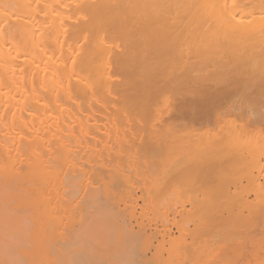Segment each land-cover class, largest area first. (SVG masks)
<instances>
[{"label":"bare ground","instance_id":"bare-ground-1","mask_svg":"<svg viewBox=\"0 0 264 264\" xmlns=\"http://www.w3.org/2000/svg\"><path fill=\"white\" fill-rule=\"evenodd\" d=\"M7 28L11 30L8 35L4 32ZM118 47L122 49L118 50ZM258 56L264 59V0H0V160H5L0 161V180L3 177H19L23 185L29 186L28 191L33 199L30 201L35 210L31 220L37 228L47 231L49 228L53 233L60 231L61 235L66 230L71 231L75 221L71 216L62 217V212L76 206L67 203L65 196L61 195L64 191V170L59 167L62 165V168L73 171L81 166L82 162L79 166L76 163L74 146L77 144L74 143L81 142V138L85 148L88 144L91 147L100 144L104 148L108 142H112L111 136L115 138L110 133L113 132L112 125V129L117 126L113 122L109 128L106 123L107 127H104L105 124L100 126L104 127V132H100L101 128L97 127L95 121L92 124L87 122L93 117L89 112L83 114L86 124L83 120L78 122L82 117L77 118L78 113L72 109L76 104L79 108L75 109L81 110L85 107L91 109L97 103L96 110L99 108L101 113L105 111L106 115L103 114L106 118H110L111 114L120 119L126 118L127 108L134 109V112L140 108L144 114L148 113L145 114L149 115L147 118H151L150 114H157L158 117L166 114L175 119H185L193 125L242 112L258 114V118L259 115L264 116V68L256 69L253 64L254 70L250 65L252 60H256L257 65ZM233 62L236 64L233 66L235 70L230 67ZM261 64L264 61H260L258 67L261 68ZM114 75L116 78L122 75V79L118 82ZM117 94L118 97L113 96ZM105 96L110 98L106 99ZM240 96H247L249 102L244 111L233 105L227 106L233 98ZM71 101L75 104L73 107ZM143 111H140L141 115L137 112L130 115V111H127V118L139 114L136 120L141 122ZM106 112L110 115L107 116ZM75 122L76 125H73ZM87 123L97 133L94 130L90 133L92 127L88 130ZM87 138H90V143ZM223 139H214L211 144L206 141L208 145L204 147L195 146L193 156L189 154L195 164L184 162L186 166L194 164L195 172H187L183 167L186 172L194 176L196 172L205 175L226 169L224 173L232 176L229 170L235 169L233 166L243 151H239V155L238 151L235 152L236 158L231 155L235 159L231 161L236 162L229 165L232 167L230 169L228 165L223 169L219 161H208L209 157L211 160L219 152L223 155V150L220 151L224 146ZM112 143L116 144L117 152L126 145L117 138ZM99 146L87 150L93 153ZM110 147L112 149L110 145L108 149L111 151ZM188 148L191 149V146ZM54 153L58 156L57 163ZM242 154L240 160L244 158ZM224 156L232 158L230 154ZM52 159L54 162L50 163ZM252 166L249 168L243 164L246 173L243 172L252 176ZM193 176L188 177L193 180ZM124 178L123 181L127 182L126 176ZM89 184L87 179L84 188ZM59 185L63 191L59 190ZM215 188L213 190L221 193L219 187V190ZM150 193L147 190L138 196L130 194L128 201L144 199ZM212 193L210 201L216 198L215 195L212 197ZM28 206L30 208L31 204L28 203ZM149 210L139 213L141 222L149 217ZM157 213H152L151 217L166 218V223L169 221L167 213ZM227 213L221 219L219 213V216L214 213L213 222L217 221V225L230 224L231 212ZM208 216L211 219L212 215ZM218 218L223 221H220L221 224ZM159 235L163 237L165 233L159 232ZM41 240L42 243L38 241L42 247L38 264L59 263L57 261L60 259L56 261L46 255L50 249V244H46L47 236ZM76 258L73 264L81 262L80 258Z\"/></svg>","mask_w":264,"mask_h":264},{"label":"rangeland","instance_id":"rangeland-1","mask_svg":"<svg viewBox=\"0 0 264 264\" xmlns=\"http://www.w3.org/2000/svg\"><path fill=\"white\" fill-rule=\"evenodd\" d=\"M4 32L8 35L11 30L7 28ZM119 49L120 47H118ZM257 58V65L255 63L256 60H252L253 62L251 61V64L249 62L248 65L250 64L252 67L255 64L256 69H263L264 64L259 65L261 68L258 67L260 61H264L263 56H258ZM235 65V63H230L231 70ZM120 79H122V75L117 76L115 80L119 82ZM113 96L118 97V94ZM241 97L233 98L227 106L232 107L233 105L244 111L249 102L247 101V96L242 97L243 100ZM105 98L108 99L110 97L105 96ZM239 99L242 101H239ZM70 105L73 107L75 104L72 103ZM78 106L76 104L73 108L71 107L75 110H73L74 113H78L77 118L82 117V119H78V122L83 120V123H85L86 119H84L85 116L83 114H87V112H89L90 117L93 114V117L95 116L97 119L91 117L87 122L89 121L92 124L95 121L97 127H102L104 124V127H107L106 123H108L107 125L110 128L115 122L117 126L112 129V125L111 130L113 132L111 131L110 133L117 138V141L126 145L125 147L123 146L121 151L117 152L116 144L112 143L115 138L112 139L111 135L110 140L112 142H108V145L104 147L105 149L99 144V151L97 149L93 153L90 149L94 146L91 147L88 144L87 148L90 147V151L87 150L83 146V139L80 138L79 141L81 142L74 143V145L77 144V147L74 146L76 149L75 158L77 157L76 163L79 166L82 162L81 166L73 171L62 168V165L59 167L62 171L64 170L62 175L64 178L62 180L64 181L62 182L64 191L62 186L59 185V190L63 191L61 195L65 196L67 203L71 202L76 206L75 209H72L73 206L70 209L63 210V212L61 210L63 213L62 217L65 215L71 216L72 221H75L72 227L74 229L71 231L66 230L62 235L59 233L60 231L53 233L49 228L48 231L47 229L37 228L36 224H33L35 222L31 220L35 210H33L32 206L33 199L28 191L29 186L27 184L23 185L19 177L13 179L3 177L0 180V264H38L41 260L40 252L42 251L38 241L40 240V243L41 239L46 236L48 242H46L47 240L45 242L48 245L50 244L49 254H47V251L46 255L48 258L50 257L49 259H60L56 261L61 264H73L76 257V260L81 259L79 264H264L263 115H259L258 119V114L251 115L242 112L230 115V117L213 120V122L211 120L200 125H193L187 120L185 121V119H175L166 114H162L159 117L157 114H150L151 118H147L149 115L145 114L148 113L144 114V111L140 110V108H137L138 111L135 109V112L140 114V111H143L144 116L139 117L141 122L136 120L139 114L131 116L132 118L130 116L127 118V111H130L128 112L130 115L135 114L134 109L131 108H127L125 112L127 119L122 117L124 118L122 120V118L120 119L112 114L110 118H106L105 111L101 113L98 111L100 110L99 108L96 110L98 107L97 103L93 104L92 110L89 107H85L86 105L83 106L86 109L80 106L84 109L80 108L83 110L82 112L79 109H75L79 108ZM89 110L93 111V113ZM109 113H107V116L110 115ZM112 116L115 117L116 121L113 120ZM143 120H146L145 123ZM76 122L73 125H76ZM87 124L86 126H89V123ZM147 124L153 128L150 126L149 128L146 127L148 126ZM104 127L100 129V132L104 130ZM92 128L89 130L90 133L94 130ZM144 129L152 135L149 132L147 134ZM152 129L157 132H153ZM106 130L109 129L107 128ZM94 131L97 133L96 129ZM221 138H225V140L223 139V149L220 147V151L223 150V155L219 152L218 156L215 154L214 158L212 157L210 160L209 157V160L208 158L207 160L215 163L219 161L223 165V169L227 165L230 169L232 164L236 162L231 161L234 159L233 156L236 155L235 152L238 151L237 155H239V151H243L244 158L240 160L242 154L240 153V158H238L239 156L237 157L239 160L236 159L240 162L234 164V170L230 169L233 173L229 170L232 176L234 173L236 174H234L233 178L229 174V178L224 173L226 169L224 171H220L222 170L220 169L219 172L218 170L217 172L211 171L212 175L210 172L209 174L204 173L205 175L196 172L207 179L199 177L196 173L193 176L195 162L190 158V155L193 156L194 147H204L208 145L207 143L211 144L214 139L218 140ZM87 139H89L90 143V138ZM227 140L229 141V148L227 147ZM147 143L148 145L146 146ZM109 145L112 146V149L110 147L111 151L108 149ZM189 145L191 149L188 148ZM242 145L244 147H241ZM98 146L96 145L95 147ZM22 154L25 156L24 151H22ZM54 155L56 161L58 156L56 157L55 153ZM101 158L104 160H101ZM52 160H50V163L54 162ZM222 160L223 162L221 163ZM226 160L230 161V163H226ZM0 161L5 162L4 159L2 161V158ZM187 161H191L194 164L191 165L189 163L186 166L185 163ZM230 164L231 166H229ZM243 164L249 166V168L253 165V177L249 173L245 174ZM254 166L258 170L260 169L259 173ZM183 167L187 169V172L192 173L188 174ZM188 168L191 171H188ZM85 170L86 172H84ZM21 171L24 172V170ZM240 171L243 175L239 176L237 174H241ZM65 173L66 176L64 175ZM125 176L128 183L123 181ZM188 176L190 178L193 176V180H190ZM226 177L227 179H225ZM87 179L90 184L84 188L83 184L86 183ZM221 183L225 185L221 186ZM215 187L218 190L220 188L222 190L221 193L213 190ZM106 190L107 192L109 190L110 193L104 192ZM147 190L151 193L149 196H144V199L137 198L138 200L135 202L128 201L130 194L138 196L145 194ZM209 191L213 192L212 197L216 196L215 199L219 201L213 198L210 201L211 193ZM104 193L107 194L105 195ZM228 196L229 198H227ZM27 202L32 207L28 208ZM148 209L151 210H149V217L141 222V219L138 218L139 213L148 211ZM154 212H158L157 214L167 213L169 221L166 223V218L164 220L163 218L153 219L151 216ZM227 212H231V216L233 215L232 217L230 216V224L223 223L224 225H222L223 221L220 219L227 216ZM214 213H217V215L219 213L220 219L218 218V221L219 223L221 221V225H217V221L215 222L216 224L213 222L215 219ZM173 214L175 215L173 216ZM208 214L212 215L211 219ZM203 217L204 219H202ZM191 218L193 219L191 220ZM79 219L80 222H77ZM226 222L229 221L226 220ZM159 232L165 233V235L162 237ZM127 259L131 262L129 263ZM125 260L126 263H124Z\"/></svg>","mask_w":264,"mask_h":264}]
</instances>
